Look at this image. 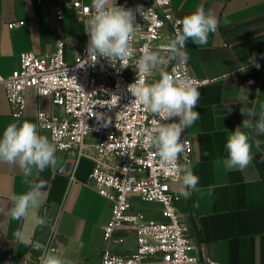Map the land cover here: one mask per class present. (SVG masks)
I'll list each match as a JSON object with an SVG mask.
<instances>
[{"label": "crops", "instance_id": "obj_1", "mask_svg": "<svg viewBox=\"0 0 264 264\" xmlns=\"http://www.w3.org/2000/svg\"><path fill=\"white\" fill-rule=\"evenodd\" d=\"M0 0V74L8 76L18 65L23 52L36 55L52 53L56 42L65 43L68 62L85 42L84 19L70 8L76 0ZM91 5V0H79ZM147 0H116L117 4L133 8ZM62 6L63 19L57 20L55 7ZM202 6L206 13L219 20L215 33H210L207 45L197 46L187 42V63L191 74L209 80L198 89L200 97L196 110L200 118L187 128L190 141L191 166L199 177L198 188L190 199L179 195L181 183L170 182L172 193L178 196L176 210L187 227L193 249L191 255L211 258L220 264H264V133L242 129L250 134L254 159L244 171L229 170L224 161L228 157L225 144L230 132L235 131L247 117L241 109H255L253 122L264 111V0H172V10L180 20ZM24 21L10 28L8 23ZM164 34H168L165 30ZM149 77L157 81L167 70L168 55ZM254 58L255 63L250 62ZM259 64V68L255 64ZM247 66V67H246ZM246 67V71L238 69ZM247 97V99H245ZM26 105L20 117L11 114L3 89L0 87V135L13 122L24 120L37 124L39 110H49V97L39 96L33 89L25 92ZM39 128V127H38ZM40 134L50 139L47 130ZM259 141V147L256 146ZM96 138L89 136L85 151H94ZM207 153V155H205ZM56 167L34 174L30 181L46 182L42 190V205L35 212L46 218L43 227L35 226L31 218L19 221L10 219L12 194L26 192L29 185L17 165L0 162V264L27 261L39 262L46 250L72 264H99L104 247L102 227L112 215V202L98 195L89 184V174L94 166L91 159L79 160L72 181L56 169L65 166L74 157L73 152L56 151ZM211 189V191H209ZM198 202V207L194 206ZM144 220L161 221V206L155 202L133 200ZM52 224L55 225L52 229ZM22 231L28 243L15 237ZM134 231L118 229L109 248L118 254L135 250ZM157 258H148L142 264H154Z\"/></svg>", "mask_w": 264, "mask_h": 264}, {"label": "built area", "instance_id": "obj_2", "mask_svg": "<svg viewBox=\"0 0 264 264\" xmlns=\"http://www.w3.org/2000/svg\"><path fill=\"white\" fill-rule=\"evenodd\" d=\"M38 4L44 6L42 0H38ZM139 5L144 7L147 15L146 18L136 16L139 24L133 41L136 55L129 60L128 67H121L119 62L111 64L99 57L93 64L86 53L89 37L85 33L84 45L71 62L66 60L62 39L57 40L52 53H21L11 74H0V87L14 117L23 115L28 89L51 99L49 110L37 112V125L49 132L57 151L75 154L67 160L69 170L61 165L56 169L58 174L67 175L72 181L79 160L82 157L92 160L94 166L89 174V184L98 195L112 202L110 221L102 227L104 247L99 264H142L148 258H157L154 264H220L214 259H200L190 254L194 245L176 210L178 196L172 193L169 185L178 180L146 141L147 133L155 127L153 121L158 117L131 103L133 97L126 91L127 85L136 79L135 61L142 50L156 51L161 45H167L180 20L172 10V0H147ZM70 8L84 19H89L92 14L90 5L79 0L72 2ZM55 14L57 20L63 19L62 6L55 7ZM23 24L21 20L10 22L8 26L15 28ZM165 30L168 34H164ZM161 53L169 55L162 50ZM164 73L187 77L197 90L209 81L193 76L187 61L181 64L171 60ZM114 96L119 100H114ZM97 112L109 119L106 127L91 115ZM89 136H94L96 142L94 151L87 153L85 141ZM182 141L184 151L180 162L183 163L185 157L192 162L187 129L182 133ZM134 198L139 202L158 203L163 219L144 220L142 213L134 207ZM54 227L52 224V229ZM123 228L134 231L137 246L129 253L118 254L109 248V243L114 240L115 231ZM2 264H9L8 260L4 259Z\"/></svg>", "mask_w": 264, "mask_h": 264}, {"label": "clouds", "instance_id": "obj_3", "mask_svg": "<svg viewBox=\"0 0 264 264\" xmlns=\"http://www.w3.org/2000/svg\"><path fill=\"white\" fill-rule=\"evenodd\" d=\"M90 8L92 14L85 25V33L89 37L86 46L87 56L91 58L93 64L98 62L99 57L111 64L119 62L121 67H128L129 60L136 55L133 44L139 27L136 16L139 14L146 18L144 7L137 5L132 9L118 5L116 0H91ZM177 24L174 36L170 37L167 45H161L156 51L148 48L142 50V54L135 61L136 79L127 85L126 91L133 97L131 103L142 106L146 112L158 117V120L153 121L155 127L147 133L146 141L156 150L161 163L174 171L175 178L182 185L179 195L190 199L193 192L201 189L197 187L199 177L194 174L191 162L186 157L183 163L180 162L184 151L182 133L200 118V112L196 110L200 92L192 86L187 77H174L161 72L157 81L149 83L147 78L158 65L164 63L165 57L161 55V50L169 53V60L185 63L188 59L185 50L187 42L191 40L197 46L207 45L210 33L218 30L219 20L214 14L206 13L205 9L199 6ZM250 62L255 63L254 58H251ZM255 66L259 68L258 63ZM246 67L238 70L244 72ZM113 99L119 100V97L114 96ZM104 105L114 106L109 104L101 106ZM241 114L247 118L235 131L230 132L225 144L228 157L224 164L229 170L244 171L254 159L250 134L242 129L264 133V111L255 122L252 119L256 116L255 109L242 108ZM91 115L105 127L110 122L103 113ZM256 146L259 147V141H256ZM56 151L57 146L47 136L40 134L36 123L24 120L10 123L5 127L0 135V162L17 165L25 178L24 183L29 185L26 192L11 195L12 206L8 210L10 219L16 221L28 219L30 211L42 205V190L46 188V182L30 181L28 178L34 174L38 175L47 168L56 167ZM194 206L198 207V202ZM30 218L37 227L47 224L46 218L35 212H31ZM14 237L20 243H28L22 231H16ZM39 264L72 262L61 258L54 250H46L39 257Z\"/></svg>", "mask_w": 264, "mask_h": 264}]
</instances>
